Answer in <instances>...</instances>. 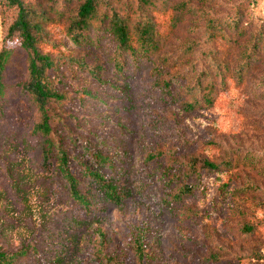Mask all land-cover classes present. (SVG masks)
Returning a JSON list of instances; mask_svg holds the SVG:
<instances>
[{"label":"rangeland","instance_id":"374dc122","mask_svg":"<svg viewBox=\"0 0 264 264\" xmlns=\"http://www.w3.org/2000/svg\"><path fill=\"white\" fill-rule=\"evenodd\" d=\"M21 1L51 18L43 28L54 50H40L57 64L49 78L64 96L48 106L52 139L68 150L91 206L73 199L56 150L46 158L45 138L33 133L41 115L24 89L28 53L18 34L9 36L17 10L0 3V53L9 52L0 98V249L26 250L23 262L34 264H264V208H257L264 203V50L242 79L228 78L226 89L218 83L211 109L190 114L181 107L191 102L185 85L213 71L203 56L207 20L240 15L249 38L264 28V0H106L132 28L148 15L161 47L152 59L141 48L124 52L98 22L85 39L71 40L69 20L83 0ZM189 2L193 10L185 9ZM192 43L201 44L193 55L186 50ZM223 52L234 74L239 49L223 45ZM193 160L199 174L189 178ZM204 161L233 168L209 173ZM86 165L119 186L120 203L88 178ZM251 184L258 194L239 193ZM189 186L191 196L177 200Z\"/></svg>","mask_w":264,"mask_h":264},{"label":"trees","instance_id":"16d2710c","mask_svg":"<svg viewBox=\"0 0 264 264\" xmlns=\"http://www.w3.org/2000/svg\"><path fill=\"white\" fill-rule=\"evenodd\" d=\"M203 2L212 3L213 0H202ZM2 5L7 8L17 10V17L10 26L9 36L18 34L21 42V47L28 53V71L29 81L24 89L36 104L40 115L41 122L34 128L33 133H40L44 139V156L50 157L56 150V158L58 161V171L62 178L69 185L70 193L73 199L84 207L91 206L90 200L81 193L75 171L70 167V155L67 149H62L60 143H55L52 139V127L50 125L51 117L49 116L48 106L51 101L64 100L63 95H59L52 87V82L49 74L53 73L57 64L53 61L51 56L43 54L40 47H46L54 50V44L49 41L46 36L47 33L43 28V21H50L51 18L46 12H37L35 9L25 6L21 0H0ZM185 9L193 10L191 2L184 5ZM106 9V10H104ZM102 10H104L102 12ZM59 22H62V14L54 10ZM144 21L140 23L141 26L130 27V18H122L113 9L110 3L106 0H83L76 10L75 16L69 20L68 34L74 42L79 43L87 37L88 31L99 23V31H109L112 40L124 51L136 55L137 49L141 48L142 52L152 59L157 56L160 51L159 33L155 30L152 22L146 18L147 14H143ZM240 15H236L231 19H216L210 18L206 22V40L203 56L209 60L213 71H203V75L196 77L192 84H186V89L191 94V102L183 101L181 107L183 111L190 114H195L200 111L209 110L212 108L218 83L221 88H227V79L238 77L242 79L253 67V62L258 53L264 50V28L257 29L252 35L247 37V29L242 26ZM223 45L227 48L239 49L238 68L234 74L231 73L230 64L226 60L225 53L219 55V47ZM201 46L200 43H192L186 50L193 55L195 51ZM9 60V52L3 51L0 53V98L4 96V86L2 83L3 75L6 71V65ZM68 64L79 65L81 68H86L83 61L67 59ZM93 77L98 81L100 77L92 73ZM164 87L169 89L171 86L164 84ZM197 94H196V93ZM91 157L102 166H107L108 169L113 170L110 159L87 149ZM153 158V157H152ZM155 158V157H154ZM197 161L193 160L191 172L188 174L189 178H196L199 174L196 169ZM233 168L232 162H224L217 165L214 162L204 161L203 169L209 173L228 172ZM84 171L88 178L94 182L100 190H103L110 202L118 204L121 202L123 193L119 186L111 181L103 173L97 172L93 167L85 166ZM255 191L256 194L260 189L254 185H249L246 188L239 190V193H248ZM193 188L191 186L185 187L175 195L177 200L191 196ZM258 203H255L257 206ZM264 208V203L257 207ZM254 229L251 226L244 228L245 235H251ZM135 247L139 252V259L142 260L141 241L136 236ZM28 252L23 250L15 255L9 254L7 251L0 249V264H34L30 261L23 262L27 258ZM29 256V255H28ZM108 264H125L120 259H108Z\"/></svg>","mask_w":264,"mask_h":264}]
</instances>
